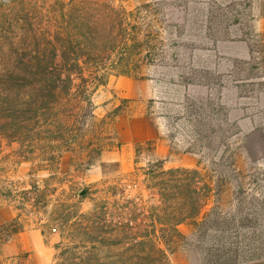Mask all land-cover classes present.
<instances>
[{
	"label": "rangeland",
	"instance_id": "374dc122",
	"mask_svg": "<svg viewBox=\"0 0 264 264\" xmlns=\"http://www.w3.org/2000/svg\"><path fill=\"white\" fill-rule=\"evenodd\" d=\"M129 1L0 0V74L12 70L42 76L47 63L63 74V52H56L63 44V26L78 37L92 29L112 39L126 24L129 34L141 25L148 44L141 57L132 48L126 54L131 66H139L134 77L112 75L108 89L94 94L95 110L87 109L94 118L75 123L70 146L76 151H67L65 143L55 149L62 155L63 183L50 195L48 209L58 196L70 197L84 188L90 195L79 203L82 213L102 208L115 223L134 217L138 224L148 223L153 213L165 219L161 210L152 209L165 206L150 170L160 160L166 171L198 169L210 190L201 195L205 206L196 222L179 225L181 235L161 224L154 231L136 229L139 238L157 240L168 259L149 250L126 253L107 264H221L229 262L224 258L228 250H233L230 261L264 264V216L257 219L264 214V197L255 182L264 173V0ZM123 80L124 89H133L136 97L119 92ZM136 81L150 84L148 95L137 96L143 89ZM32 88L36 98L39 84ZM24 97L22 92L20 100ZM118 106L121 114L112 117ZM147 119L155 133L149 140ZM159 141L170 146L166 159L157 152ZM99 146L102 152H90ZM7 154L11 158L15 153L4 145L0 160ZM234 161L244 182L225 186L219 171L224 174L230 170L226 164ZM6 162L3 176L29 179L30 166ZM51 173L43 170L38 177ZM176 204L182 207L180 201ZM45 212L24 215V230L11 234L1 227L18 212L0 207V264L59 262L58 229L46 236L38 229L37 222L49 216Z\"/></svg>",
	"mask_w": 264,
	"mask_h": 264
},
{
	"label": "trees",
	"instance_id": "16d2710c",
	"mask_svg": "<svg viewBox=\"0 0 264 264\" xmlns=\"http://www.w3.org/2000/svg\"><path fill=\"white\" fill-rule=\"evenodd\" d=\"M127 2L130 3L129 0ZM124 23L122 17L123 27ZM128 26L129 24H126V28L121 30L119 37L112 39L100 32L93 34L92 29L82 30V36L78 37L73 28L63 26V44L61 49H56V52H63V74L55 71V64L49 66L48 63L42 76L12 70L0 74V152L3 151L4 145H7L15 153L11 158L7 154L4 160H0V177L5 179L0 181V207L11 206L18 212L13 220L3 224L1 228L11 234H18L24 230L28 221L24 215H40L46 211L49 216L45 222L42 219L37 222L38 229L45 236L55 235L54 231L58 229L60 241L55 245V249L59 251L57 264L61 261V264H107L126 253L149 250L150 254L155 252L160 258L167 260L168 255L159 248V242L149 235L139 238L136 229L145 226L154 231L158 224H161L181 235L177 227L189 220L196 222L205 206V203L204 206L202 204L205 198L201 200V195L210 190L200 170L166 171L161 166L163 161L160 160L150 170V180L156 181V186H161L159 201L165 208L152 209L161 210L165 219L153 213V216L149 217L150 223L148 218V223L138 224L137 217L127 222L115 223L108 219L102 208L82 213L79 203L90 195L89 189L84 188L70 197L58 196L53 208L48 209L53 204L50 197H54L59 191L57 184L63 183L60 176L62 155H57L55 151L63 148V143L67 145V151H76L70 146L74 139L72 133L75 123L79 120L87 122L90 117L94 118V114H89L87 109L95 110L93 96L96 92L108 89L112 75L134 77L139 71V66L130 65L131 57L126 54L129 48H132L138 51V57H141L142 49L148 44L142 38L141 25H134L131 31H135L131 34L128 32ZM131 35V39H126ZM38 84V93L36 98H33L32 87L35 88ZM22 92L25 97L20 100ZM120 109L121 106L116 107L112 117L120 115ZM102 150L103 146H99L90 152ZM233 157L232 154V159ZM5 161H13L17 166H30L29 179L20 182L3 176V172L8 169L3 165ZM226 166L230 167V170L224 174L219 171V181L223 176L221 183L225 186L227 182L241 186L244 182L243 173L238 169L236 162H228ZM43 170L52 173L39 178L38 174ZM257 175L255 182L261 188L263 199L264 173ZM76 199L78 202H75ZM179 201L182 206L180 208L176 207ZM263 216L264 214L257 219L261 220ZM220 226L219 215V229ZM221 233L219 230V239L223 236ZM147 243H150V249ZM231 251L233 250L225 251L224 254V258H228L226 260L229 262L221 264H240L233 258L232 262L230 261L228 253Z\"/></svg>",
	"mask_w": 264,
	"mask_h": 264
},
{
	"label": "crops",
	"instance_id": "0c3cea01",
	"mask_svg": "<svg viewBox=\"0 0 264 264\" xmlns=\"http://www.w3.org/2000/svg\"><path fill=\"white\" fill-rule=\"evenodd\" d=\"M135 85H139L141 86V89H143L141 91V93L137 96H144V95H148V93L151 91L150 90V84H141L140 81H136L134 83ZM119 92L120 93H123L124 91L128 93V95L131 97V96H135V92L133 89H127L125 90L124 89V86H125V80L121 81L119 83ZM149 122H150V119H147V123H148V126H147V133H146V139H151V138H154L155 137V133H154V130L149 126ZM157 152H159V155L162 159H166V152H170V146L169 144H167L166 142H162V141H159L158 143V148H157Z\"/></svg>",
	"mask_w": 264,
	"mask_h": 264
}]
</instances>
